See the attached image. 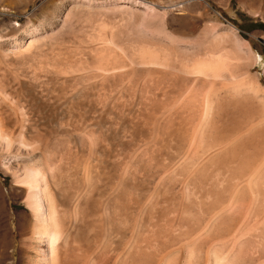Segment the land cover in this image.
Segmentation results:
<instances>
[{
	"label": "bare ground",
	"instance_id": "obj_1",
	"mask_svg": "<svg viewBox=\"0 0 264 264\" xmlns=\"http://www.w3.org/2000/svg\"><path fill=\"white\" fill-rule=\"evenodd\" d=\"M36 1L0 0L24 17L0 23V264H264V69L238 28L208 0Z\"/></svg>",
	"mask_w": 264,
	"mask_h": 264
},
{
	"label": "rangeland",
	"instance_id": "obj_2",
	"mask_svg": "<svg viewBox=\"0 0 264 264\" xmlns=\"http://www.w3.org/2000/svg\"><path fill=\"white\" fill-rule=\"evenodd\" d=\"M42 1L43 0H37L35 6H39L42 3ZM144 1L149 2L151 4L153 3V5L156 4V6L158 7H162L168 5L170 2L177 4L185 0H144ZM208 1L213 7L214 12L212 14L215 17L216 22L223 24L229 22L233 24L235 27L238 28L241 37L244 40L250 42L254 53L258 55V59H259V65L255 68L256 69L255 71L258 72L262 78L261 74L264 69V41L261 38L264 37V0H208ZM65 4L66 3H63L62 5L57 4L51 7L50 8L51 10H49V12H47L46 10L39 12V15H37V20L39 18L40 23H43L45 26L51 25L50 27H53L54 26L53 23L55 22L57 13L58 14L63 13L65 9ZM32 9L33 7L30 6V10ZM172 9L173 11H175L176 9L179 8H175V10L174 8ZM13 15L14 14L12 12H8L6 10H0V23L6 24L10 22L13 25H17V23L14 21H19V23L24 22V17L22 16L17 17ZM46 15L49 19L47 18L46 20H44L45 18L44 16ZM53 15L54 17H52ZM42 16L44 18H42ZM42 19L43 21H41ZM250 35H256L257 38L253 39V37H251ZM4 179H5V186L8 188L11 185V179L9 176H5ZM11 201H12L11 202L12 207L14 209H17L19 211L22 210L27 211L23 206V204H21L18 200L16 201V199H12ZM10 238H11V233L8 228L7 219L3 213H0V251L3 252L5 250L6 246L10 243L11 240Z\"/></svg>",
	"mask_w": 264,
	"mask_h": 264
}]
</instances>
